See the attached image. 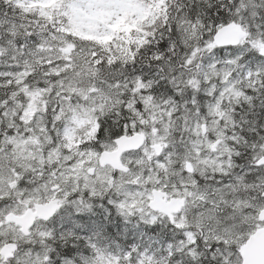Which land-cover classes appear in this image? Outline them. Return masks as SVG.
<instances>
[{"label":"snow or ice","instance_id":"obj_1","mask_svg":"<svg viewBox=\"0 0 264 264\" xmlns=\"http://www.w3.org/2000/svg\"><path fill=\"white\" fill-rule=\"evenodd\" d=\"M0 264H264V0H0Z\"/></svg>","mask_w":264,"mask_h":264}]
</instances>
